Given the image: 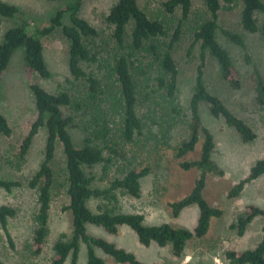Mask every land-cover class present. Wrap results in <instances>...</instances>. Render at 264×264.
Masks as SVG:
<instances>
[{
    "label": "trees",
    "instance_id": "1",
    "mask_svg": "<svg viewBox=\"0 0 264 264\" xmlns=\"http://www.w3.org/2000/svg\"><path fill=\"white\" fill-rule=\"evenodd\" d=\"M58 1V0H49ZM237 0H226L227 9L233 8ZM207 16L194 27V43H200V62L197 67L194 91L189 101V115L178 102L180 70L174 57V48L181 39L184 23L190 19L193 0H166L163 3L168 15L181 9L174 32L169 36L168 23L161 17H151L138 0H117L104 19L110 29H98L88 19L81 16L83 0H71L59 8L51 18V23L44 27H35L31 32V22L23 17V11L17 5L0 0V17H19L20 22L8 28L0 38V77L8 68L14 52L23 48L25 63L34 73L42 78H49L51 71L46 62L44 44L41 36L51 34L61 28L69 42V69L72 75L81 80L85 91L80 97L68 91L50 92L40 83H32L38 117L30 131L24 137L19 149V158L24 160L41 127H46L47 137L44 157L38 170L28 180L27 186L37 190V209L34 213L32 240L33 256L40 255L46 245L50 232V210L52 188L55 184V161L59 145L66 157L68 203L63 211L72 214V235L63 233L53 245L54 256L49 264H65L71 257V264H78L82 243L87 244L88 259L86 264H107L96 249L119 264H158L141 261L135 253L118 246L102 237L92 236L87 225L103 227L112 234H117L121 226H128L136 234L141 244H157L165 247L172 245L173 253L181 257L188 242L195 237H203L209 231L213 218H220L223 209L212 205L204 197L206 175L213 172L223 176L225 171L213 160L216 142L213 133L203 125L200 107L203 102L215 118H223L228 126L233 127L243 142L257 138L253 127L231 110L220 95L211 91L207 84L208 54L212 55L219 66L220 75L234 89L242 88V79L230 52L217 40L216 32L220 28L221 0H204ZM257 12L264 14L263 0H242L241 25L250 33L261 31L264 39V22L260 26ZM68 17V21L65 18ZM225 35L235 44L245 47V38L239 33L223 29ZM246 61L253 64L250 54ZM147 60H149L147 62ZM89 67V69L87 68ZM251 79L255 83L256 103L264 106V76L253 64ZM142 101L151 102L154 111H159L157 119L163 135L170 127L188 116L187 137L177 148L176 155L182 158L197 148L203 135L200 157L180 162L181 168L189 170L199 168L200 176L196 179L192 191L182 199L171 203L175 215L191 205H198L200 214L197 225L190 230L175 227L170 223L145 224L141 213L116 212L109 206L116 202L119 193L139 198L141 180L149 174L150 168L130 169L123 177L109 182L107 187H94V176L85 171V167L104 165L106 170L114 158L124 157L120 144L135 141L143 133L144 117L139 114ZM159 106V108H157ZM65 108L90 110L91 123L85 126L81 145H77L70 127L74 124L72 113L66 114ZM0 133L9 136L12 127L6 115L0 110ZM1 166V163H0ZM264 175V159L258 160L249 173L238 180L228 191L229 198L238 197L246 185ZM19 179L0 178V189L7 192L23 187ZM91 199H104L109 204L98 206L94 211L88 202ZM18 207L12 204H0V227L8 244L14 247V238L9 229V220L18 214ZM257 216L264 219V207L255 204L246 206V215L239 218V235ZM262 240L251 249H226L224 255L232 264H264V223ZM0 264H5L0 260Z\"/></svg>",
    "mask_w": 264,
    "mask_h": 264
},
{
    "label": "rangeland",
    "instance_id": "2",
    "mask_svg": "<svg viewBox=\"0 0 264 264\" xmlns=\"http://www.w3.org/2000/svg\"><path fill=\"white\" fill-rule=\"evenodd\" d=\"M20 7L23 17L31 22V32L35 27H44L51 23V18L57 10L71 0H4ZM117 0H83L80 14L105 34L110 29L104 19ZM166 0H138L140 6L151 17H161L168 23L169 36L181 17V9L175 14L167 15L163 3ZM264 1V0H263ZM223 8L220 11L217 40L230 52L242 79V88L234 89L220 75L219 66L214 57L208 54L207 84L209 89L226 102L233 112L245 119L256 131L257 138L251 142H243L237 131L227 125L223 118L211 115L208 105L203 102L200 113L203 125L214 135L216 147L213 160L225 171L223 176L208 172L204 197L212 205L223 209L220 218H213L207 234L191 239L181 257L173 253L172 245L161 247L157 244L145 246L140 243L137 234L128 226H121L117 234L106 231L103 227L87 225L90 235L102 237L116 243L133 253L144 262L158 264H232L224 255L226 249L245 250L254 248L262 240L264 219L257 216L247 225L243 235H239V218L246 215V206L255 204L264 207V175L247 184L236 198H229L228 191L240 179L245 177L250 168L260 159H264V106L256 103L255 83L251 79L253 64L264 76V39L261 31L250 33L241 25L242 0H237L232 9H227L226 0H221ZM207 7L204 0H193L190 19L184 23L181 39L174 48V57L178 64L179 93L178 102L189 115V101L194 91L197 67L200 62V43H194V27L197 22L206 18ZM259 25L264 22V14L257 12ZM20 18L0 17V38L10 27L18 24ZM68 21V17L65 18ZM223 29L239 32L246 42L241 47L232 42ZM44 44L46 62L51 71L49 78H42L26 66L24 50L18 48L10 61L8 68L0 77V110L6 115L12 127V133L5 136L0 133V178L19 179L23 187L7 192L0 189V204H12L18 207V214L9 220V229L14 238V247L1 231L0 227V260L5 264H49L54 256L53 245L65 233L72 235V214L63 211L68 203L66 157L61 145L53 163L55 184L52 188L50 210V232L43 252L38 256L32 254L34 213L37 209V190L27 186L28 180L38 170L43 157L47 137L46 127H41L36 134L32 146L24 160L19 158L20 144L38 117L32 83H40L50 92L68 91L77 98L84 91V84L76 79L69 69V42L61 28L51 34L41 36ZM249 53L253 64L246 61ZM149 60H147L148 62ZM89 69V67L87 66ZM151 102L142 101L139 107L140 116L144 117V129L137 135L135 141L120 144L124 157L114 158L105 170L103 164L85 167L88 175L94 176V187H107L109 182L123 177L130 169L141 170L149 167V174L141 180V196L139 198L119 193L116 202L110 203L104 199H91L88 204L94 211L98 206L109 204L116 212L141 213L145 224L154 225L170 223L175 227L194 229L197 225L200 210L194 204L184 208L175 215L171 203L188 195L200 176L199 168L184 170L180 162L194 160L200 157L203 135L194 152L178 158L176 151L182 140L187 137V122L185 116L174 127H170L167 135H163L157 119L159 111H154ZM159 108V106H157ZM65 113L74 116V124L70 132L77 145L83 142L85 126L91 123V111L65 108ZM99 256L107 264H119L96 249ZM88 259L87 244L82 243L78 264H86ZM71 264V257L65 262Z\"/></svg>",
    "mask_w": 264,
    "mask_h": 264
}]
</instances>
